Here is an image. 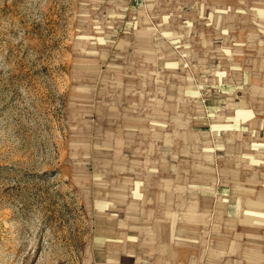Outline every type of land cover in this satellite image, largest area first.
<instances>
[{"label": "rangeland", "instance_id": "1", "mask_svg": "<svg viewBox=\"0 0 264 264\" xmlns=\"http://www.w3.org/2000/svg\"><path fill=\"white\" fill-rule=\"evenodd\" d=\"M249 201L264 0H0V264H246Z\"/></svg>", "mask_w": 264, "mask_h": 264}, {"label": "crops", "instance_id": "2", "mask_svg": "<svg viewBox=\"0 0 264 264\" xmlns=\"http://www.w3.org/2000/svg\"><path fill=\"white\" fill-rule=\"evenodd\" d=\"M247 114H252L250 110H246ZM249 205L251 206H259V207H264V202H254V201H249ZM247 220L250 221H264V213L263 212H249L247 213ZM244 227H240L241 231H244ZM248 231H253L255 229H246ZM259 231V230H258ZM232 250V248H230ZM229 250V251H230ZM241 254L245 256L246 258V264H264V255L257 254L254 252H248L241 250Z\"/></svg>", "mask_w": 264, "mask_h": 264}]
</instances>
